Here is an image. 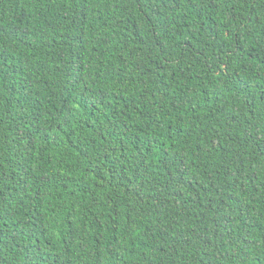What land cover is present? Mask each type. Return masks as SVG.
<instances>
[{
	"label": "trees",
	"instance_id": "trees-1",
	"mask_svg": "<svg viewBox=\"0 0 264 264\" xmlns=\"http://www.w3.org/2000/svg\"><path fill=\"white\" fill-rule=\"evenodd\" d=\"M0 264H264V0H0Z\"/></svg>",
	"mask_w": 264,
	"mask_h": 264
}]
</instances>
